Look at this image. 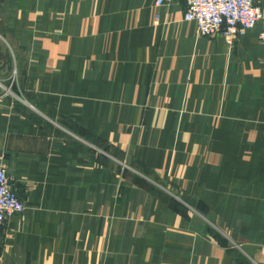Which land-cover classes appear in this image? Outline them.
I'll list each match as a JSON object with an SVG mask.
<instances>
[{"label":"crops","instance_id":"obj_1","mask_svg":"<svg viewBox=\"0 0 264 264\" xmlns=\"http://www.w3.org/2000/svg\"><path fill=\"white\" fill-rule=\"evenodd\" d=\"M264 21V0H255ZM184 0H0V264H264V46Z\"/></svg>","mask_w":264,"mask_h":264},{"label":"built area","instance_id":"obj_2","mask_svg":"<svg viewBox=\"0 0 264 264\" xmlns=\"http://www.w3.org/2000/svg\"><path fill=\"white\" fill-rule=\"evenodd\" d=\"M173 0H154L156 7ZM186 21L194 22L201 36L221 34L227 44L238 35L259 26L258 40L264 46V21L260 6L255 0H184ZM25 205L13 188L7 172L0 164V230Z\"/></svg>","mask_w":264,"mask_h":264}]
</instances>
